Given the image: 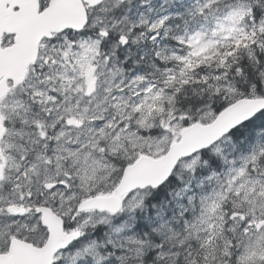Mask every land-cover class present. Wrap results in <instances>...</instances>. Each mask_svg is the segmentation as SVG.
Listing matches in <instances>:
<instances>
[{"label":"snow or ice","instance_id":"1","mask_svg":"<svg viewBox=\"0 0 264 264\" xmlns=\"http://www.w3.org/2000/svg\"><path fill=\"white\" fill-rule=\"evenodd\" d=\"M0 264H264V0H0Z\"/></svg>","mask_w":264,"mask_h":264}]
</instances>
